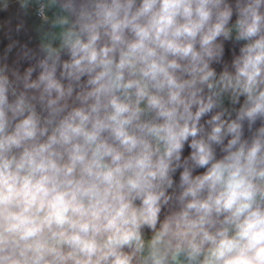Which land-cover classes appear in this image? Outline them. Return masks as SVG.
Returning <instances> with one entry per match:
<instances>
[{"label": "clouds", "instance_id": "obj_1", "mask_svg": "<svg viewBox=\"0 0 264 264\" xmlns=\"http://www.w3.org/2000/svg\"><path fill=\"white\" fill-rule=\"evenodd\" d=\"M18 4L0 264H264V0Z\"/></svg>", "mask_w": 264, "mask_h": 264}, {"label": "crops", "instance_id": "obj_2", "mask_svg": "<svg viewBox=\"0 0 264 264\" xmlns=\"http://www.w3.org/2000/svg\"><path fill=\"white\" fill-rule=\"evenodd\" d=\"M22 16L21 10L19 8L18 0H9V8L7 11L0 10V54H3V51L6 45L9 43L6 33L9 32V29H14L18 20L17 17ZM25 20L27 32H22L17 35L14 31L12 36L14 39L20 40L22 43L29 42V46H35L38 42V36L35 31L34 26L39 24L38 18L34 14L22 17ZM227 54V53H226ZM15 58V50L10 54V61ZM187 149L185 154H187ZM163 218V213L162 217Z\"/></svg>", "mask_w": 264, "mask_h": 264}]
</instances>
